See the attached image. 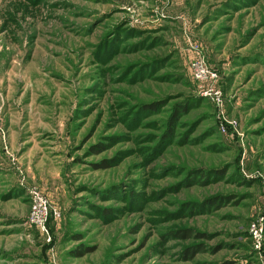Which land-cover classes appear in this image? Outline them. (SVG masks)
Here are the masks:
<instances>
[{"label":"rangeland","instance_id":"rangeland-1","mask_svg":"<svg viewBox=\"0 0 264 264\" xmlns=\"http://www.w3.org/2000/svg\"><path fill=\"white\" fill-rule=\"evenodd\" d=\"M0 264H264V0H0Z\"/></svg>","mask_w":264,"mask_h":264},{"label":"built area","instance_id":"built-area-1","mask_svg":"<svg viewBox=\"0 0 264 264\" xmlns=\"http://www.w3.org/2000/svg\"><path fill=\"white\" fill-rule=\"evenodd\" d=\"M191 70L194 80L201 84L214 81L216 78L215 71L208 67L201 57L192 61ZM29 194L30 206L26 221L30 226L35 227L48 241L51 237L48 226L49 219H55L58 216V212L51 207L48 198L39 189L33 188ZM249 232L251 233L255 247L258 248L263 241L261 225L251 224Z\"/></svg>","mask_w":264,"mask_h":264},{"label":"trees","instance_id":"trees-1","mask_svg":"<svg viewBox=\"0 0 264 264\" xmlns=\"http://www.w3.org/2000/svg\"><path fill=\"white\" fill-rule=\"evenodd\" d=\"M144 107L147 110H149V111L155 110L158 107V102H151V103L145 104ZM180 109L184 110V108H180ZM178 110H179V108H178ZM178 110H176L174 114L177 115L178 114V112H177ZM172 119L174 120L175 119V116ZM174 123H175V121L172 122V125ZM171 133H172V128L170 129V133L169 134L171 135ZM103 146H104L103 144L93 145L91 147L92 153L95 154V153H98V152L103 151L104 150V147ZM94 166L96 168H107L109 166V164L107 163L106 160H102L101 163L96 164ZM213 200H210V202L213 201ZM51 220H52V218L49 219L48 226H49V223H50ZM172 233H173V235H174L175 238H189V237H191V231L189 229H179V230L173 231ZM90 251H91L90 248L89 249L88 248H85V249H82L81 251H79L78 253L76 252L75 253V256H82V255H84V254H86L87 252H90ZM198 252H200V249L197 248V247L187 248L184 251V255L186 256V258H192Z\"/></svg>","mask_w":264,"mask_h":264}]
</instances>
